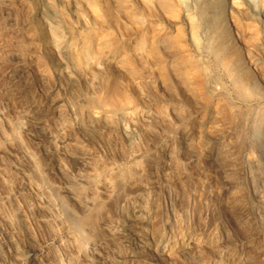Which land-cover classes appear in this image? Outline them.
<instances>
[{
	"label": "bare ground",
	"instance_id": "1",
	"mask_svg": "<svg viewBox=\"0 0 264 264\" xmlns=\"http://www.w3.org/2000/svg\"><path fill=\"white\" fill-rule=\"evenodd\" d=\"M4 1L0 0V19H6L9 15L8 7ZM98 1L101 3L102 0ZM140 1L143 3V7L139 13L137 2L135 4L132 0H117V5L121 9L119 12L126 15L132 31L129 37L131 42L127 45V53L120 57L115 56L118 50L108 47L107 53H112L113 56L104 63L108 67L116 62L119 70L122 71L121 73L124 72L126 77L129 78L127 81L130 82L129 86L137 96V102H147L148 106L147 88L152 90V85H154L149 84L148 80L153 72H158L161 76L160 85L158 86L169 98L174 99L172 112L175 114L174 121H176L174 131L178 135L176 146L168 141H161L159 136L160 141H157L161 144L159 154H151L146 149L147 146L143 150L145 151V163L148 166L151 163H155V165H172L175 164V160L178 161H176V167L171 174L160 175L164 182L163 191L174 194L170 206L172 211L169 212V217H162V201L158 196L159 193H155L156 191H153V188L148 183L146 184V180L143 178L145 182H142L138 191L136 190L135 196L127 198L123 195L120 197L123 199V204L120 205L119 215L117 214L119 217L115 218L116 220H113V222L104 223L103 221L108 219V216L103 214L102 207L99 208V203L92 199V201L89 199L88 201L82 197L85 185L83 184V178H77L75 184L65 187V190L61 188L62 191L56 187V183L55 186L51 184L49 188L58 196L64 213L63 218L70 229L76 231V236L73 234L75 236L73 239L68 240V238V242L57 241V244L65 250H68L69 247L76 249L77 254L82 255V257L87 252L93 259H96L102 256L101 251H98L95 246V242L98 241L97 234L106 231L107 235L114 240V258L111 262L108 261L109 264H158L155 260L174 264L178 257L180 260L182 259L181 256L190 257L192 250H195L196 257L191 256L192 262L190 261L189 264H217L215 255H219L217 254L218 248L222 245L220 243L218 245L216 242L217 246L212 241L213 238L209 240L207 238L209 235L206 237L207 226L202 224L203 220L200 214V206H202L200 200L208 197L209 187L205 185L206 183H202L201 178L200 182L204 185L199 184L198 181L199 177L212 172L222 182V195L219 196L218 192L215 198L218 196L226 210L229 211L232 229L251 232L248 233L249 237L243 239L239 246H226L227 243L226 247L222 251L220 250V254L224 256V264H250L251 259L247 252L253 247L252 241L256 238L262 239L260 252L261 256L264 257V86L261 76L254 71L255 74L252 70L253 66L260 63L264 64V0H238V9L235 12L240 21L251 22L257 26L255 35L259 46L253 47L252 53L246 50L243 45L245 31L242 33L236 31L229 20L230 13L228 15V11L233 9V0H139V3ZM101 5L100 7L105 10L107 5ZM103 18L105 17L103 16ZM85 46L87 47V45ZM18 55H20L19 52ZM111 77L105 81H101L103 79H93L89 83L88 88L91 92L95 91V94L92 93L95 96L93 98L97 109L87 110V108V118H84L86 120L76 121L80 131L82 130L84 134L88 135L91 128H94L96 124L107 122L109 119L108 113L116 118L113 124H116V128H119L122 132L123 141L127 144L136 145L139 141H143L144 144L148 137L155 138L154 133L149 131V127L160 128L163 133L172 128L165 109L159 108V110H156L152 108L153 106L146 107L145 104L143 110L139 112L137 109L136 111L135 102L133 104L132 100L123 93L118 80ZM154 82L156 83V80ZM160 106L162 105L160 104ZM216 106H218V110H216ZM52 107L53 111L62 117L65 112L62 100L58 99L53 102ZM141 116L147 119V123L145 121L143 125L139 126L137 120ZM39 119L30 124L27 134L38 144L39 148L47 151L46 144H52L53 137L45 123ZM222 121L224 127H222ZM125 122L130 123L134 129L128 131L122 128ZM18 129L21 130L20 126ZM26 129L23 130L27 131ZM139 130L145 131L144 136H147V139H144L145 137L141 135L142 131L139 133ZM18 132L20 133V131L16 133L18 134ZM166 133L168 134V132ZM68 143H61V152L59 153L55 150L47 152L52 155V158L54 155L69 156L68 150L71 144ZM135 155L136 152L131 151L128 157L130 159ZM78 159L81 169L90 170L89 159L82 157ZM58 164L60 165V163ZM59 165L56 164L52 170L67 176V172ZM186 165L188 167L191 165L193 172L190 173L186 170ZM92 168L95 169V167ZM129 169L131 170V168ZM117 170L112 171L115 179L114 182L112 181L114 184L107 182V179H104L105 177L94 176L95 174L91 178H87L88 184L93 187L92 189H101L104 196L111 198L117 188L123 190L129 184V181L123 176L126 172L120 173ZM102 173L105 174V172ZM133 174L142 177V175H139L141 174L140 170H135ZM39 175L35 166L32 165L30 177L33 176V178H36L35 180H38ZM143 179L141 180L143 181ZM28 185L29 192L34 196L42 193L37 181H30ZM129 186L131 185L129 184ZM218 187L219 189L222 188V186ZM212 193L210 194L212 195ZM189 194L192 196L190 204H192L194 211V214H192L195 219L194 224L191 226L187 224L186 217L184 218L187 211L185 208L189 203L187 196ZM212 200L210 201L212 202ZM215 201L213 200V202ZM174 205L179 207L180 212L177 210L178 215L174 213ZM76 207L82 212V217L77 216ZM42 208L49 212L48 215L52 213V205L49 201L43 203ZM203 212L205 213V211ZM246 216L252 220L251 227L248 226L244 218ZM101 219L103 221L100 223ZM213 220L215 221V218ZM226 225H228L227 222ZM196 228L203 231L205 236H201L202 233H200V236L195 238L196 236L194 235V237L193 234ZM220 228L221 230H219ZM220 228L218 229V232H220L219 241H225L224 243H226L230 238V230L224 225ZM177 236L178 238H176ZM54 239L58 240L59 238L55 237ZM153 244L157 250L161 251L156 250L158 252L156 258L150 256V248ZM204 250L207 252L208 261L202 262L201 256ZM49 255H53L52 249L49 247L46 250L35 249L34 247L29 264H42V259L44 257L48 258ZM88 260H86V264H91Z\"/></svg>",
	"mask_w": 264,
	"mask_h": 264
},
{
	"label": "rangeland",
	"instance_id": "2",
	"mask_svg": "<svg viewBox=\"0 0 264 264\" xmlns=\"http://www.w3.org/2000/svg\"><path fill=\"white\" fill-rule=\"evenodd\" d=\"M102 1L101 3L98 0L4 1L8 7L9 15L6 17V19H0V264H29V261L31 260V253L34 247L35 249L41 248L45 250L49 247L52 249L53 255H55H49L48 258L44 257L42 259V264H86V260L88 259L91 264H109L108 261L111 262L113 260L114 240H112V238L107 235L108 233L106 231L99 232L97 234L98 241L95 242V246L97 247L98 251H101L102 256L97 257L96 259H93L89 254H87V252H85L82 257V255L77 254V251H75L76 249L69 247L68 251L61 248L57 244V241L62 240L63 242H68V240L73 239L76 236V231L70 229L68 223L63 218L64 213L58 196L49 188L51 184L52 186L57 184L56 187L62 191V189L65 190L70 185H73V183L75 184L77 178H83V184L86 186L84 185L82 197L87 200L89 199L90 201H97V203L100 205L99 208L102 207L101 210L104 212L103 214L108 216V219L104 221L101 219L100 223L102 221L104 223H110L113 222V220L115 221L119 217L118 215L120 205L123 204V199L120 197L123 195L127 198L135 196L138 189L140 188V185L142 182H145V180L146 184L148 183V185L153 188V191H156L155 193H159L158 196L162 201V217H169V212L172 211L170 206L173 202L174 194H168L163 191L162 188L164 182L160 175L171 174L178 161L175 160V164L172 165H155V163H151V165L148 166V164L146 165L145 163V151H143L147 146L146 149H148V152L151 154H159L161 144L157 141H160V138L161 141H168L175 146L178 139V135L174 131V127L176 125V121H174L175 114L172 112L174 107V99L169 98V96L164 93L162 88L158 86L160 85L161 81V76L158 72H153V75H151V78L148 80L149 84H154L152 86L153 89H155L151 90L147 88V95H149L148 106H153L152 108H155L156 110L163 108L168 112L169 115L165 111L166 116L172 126V128L170 127L171 129L166 131L168 134L165 131L163 133V130L160 128L149 127V131L154 133L155 138L148 137L147 139V136H144L145 131L139 130V133L142 131L141 135L145 137L144 139H147L145 140L146 143L143 144V141H139L136 143V145L127 144L125 141H123L124 139L122 132H120L119 128H116V124H113L115 123L116 118H114L111 113H108L109 119L107 122H99L96 124L97 128L99 127L98 129L96 126L91 128L89 131L91 134H84L82 130L80 131L78 125H76L77 122L86 120L84 118H87V110L95 108L97 109V105L95 104L93 98L95 91H92L94 93L93 94L88 88L89 83L93 79H103L101 81H105L109 79L110 76H112L111 78H116L119 85H121V90L123 89V93L130 100H132L133 104L135 102L134 107L136 106V111L137 109L139 112L143 110L145 108V104L146 107H148L147 102H137V96L129 86L130 82L127 81L129 78L126 77L124 72L121 73L122 71L119 70L116 62H113V65L108 66L109 68L105 64L106 60L113 56L112 53H107L109 48L116 51L118 50L115 54L116 57H120L124 53H127L128 50L126 51V49L127 45L131 42L129 37L131 36L132 31L130 30L126 15H124L122 12H119L121 9L117 5V0ZM132 1L133 3L135 2V4L137 2L136 5L139 9L138 12L140 13L143 3H141V1L139 3V0ZM102 3L105 6L107 5L105 10L100 7ZM114 4L115 6H113ZM237 5L238 0H233V9L228 11V15L230 13L229 20L236 31H239L240 33L245 31L243 45L246 50L252 53L255 46H259L258 40L256 39L257 36L255 35L257 26L251 22H242L239 20L235 13L238 9ZM103 16L105 18H103ZM83 44L87 45V47H84ZM18 52L20 55H18ZM252 70L253 72L255 71L257 75L261 76L260 78L262 79V84L264 86V64L260 63L257 66H253ZM153 79L156 80V83ZM158 93L160 94L158 95ZM58 99L62 100V103L65 106V112L62 117L59 114L57 115V113L53 111L52 107L53 102ZM160 104L162 106H160ZM216 110H218V106H216ZM37 119L42 120L45 123L53 137V143L46 144L47 151L55 150L59 153L61 152V143L69 142L68 144H71L68 150L70 154L69 156L54 155L52 158V155H50L46 149L39 148V146H37L38 144H36V142L27 134L30 129V124H32ZM145 119L146 118L142 116L138 117L137 123H139V126L143 125L145 121L147 123V119ZM222 123L223 121L221 124ZM222 125V127H224V123ZM19 126L21 130L18 129ZM122 128L128 131H132L134 129L133 126L128 122H125ZM23 129H26L27 131ZM15 131H20V133L18 132L17 134ZM159 136L160 138L158 139ZM139 145L141 148H139ZM131 151H135L136 155L129 159L128 154ZM80 157L89 159L88 162H90V170L87 171L86 169H81L82 167H80V161H78V158ZM35 160L37 161L35 162ZM55 163L57 165L60 163L59 166H62L61 168L67 172V176H63L56 173L55 170H52L56 165ZM32 165L35 166L40 174L37 178L38 180H35L36 178H33V176L30 177ZM186 166V170H188L190 173L193 172L191 165H189V167L188 165ZM92 167H95V169ZM128 167L131 168V170ZM106 168L108 169L109 173L107 172ZM114 170H117L120 173L126 172V174H123V176H125V179L129 181L131 186L128 184V187L123 188V190H118L117 188L113 196L109 198L106 195L104 196V194L101 192V189H92L93 187H90L88 184L87 178H91V176L94 174L96 177H105L104 179H107V182L109 181V183L111 182L114 184L113 182L115 179L112 175V171ZM135 170H140L141 174L139 175H142V177L137 176L136 174L134 175L133 173H135ZM86 171L87 173H85ZM102 172H105V174ZM210 173L208 172L205 174V176L199 177L198 179L199 184L204 185L206 183L205 185H208L209 187L208 197L203 198L204 200H200V205L202 204V206H200V214L201 219L203 220L201 221L202 224L207 226L205 233L206 237L209 235L207 238L209 240L213 238L212 241H214L215 245H219V243L222 245V247L218 248L217 254L219 255H215V260L217 264H224V256L220 254V250L222 251L224 247L229 245L239 246L243 239L249 237L248 233L251 232H245L235 228L232 229L231 217L228 214L229 211L226 210L224 204L221 203L218 196L215 198V195H217L216 193L218 192L219 196L222 195V182L216 178L212 172ZM24 174L27 175L25 176ZM128 174H131V176ZM46 175L49 179L46 178ZM200 178L204 184L200 182ZM141 179H143V181ZM33 180L37 181L38 186L42 190L41 194L34 196L31 192H29L30 189L28 184ZM86 180L87 182H85ZM218 186H222V188L220 187L219 189ZM99 192L103 195H101ZM122 192L125 193L123 194ZM210 193H212L214 196L212 197ZM187 196L189 203L185 208L187 211L186 216L184 215V218H188H185V220L188 221L187 224L191 226L195 222L193 215L194 211L191 206L192 204H190L192 196L190 194ZM212 199L214 201L217 199V201L213 202ZM210 200H212V202ZM48 201L52 205V213L49 215V212L42 208L43 203ZM206 206H208V208H206ZM174 207V213L178 215L179 213H177V210L180 212L179 207L176 205H174ZM75 210L77 216L82 217V212H80L77 207ZM203 211H205V213ZM219 211H222L223 215L222 212L220 213ZM247 217L248 216L244 218L247 221L248 226L251 227L252 220L250 217L247 219ZM214 218L215 221L213 220ZM226 222L228 225H226ZM220 225L227 226V228L230 230V238L229 241H226V243H224L225 241H219L220 232H218V229L221 227ZM210 227L211 229H209ZM194 230L195 233L193 232V236L195 235V238H198L200 233H202L201 236H205L203 231L198 230V228ZM219 230H221V228ZM54 236L58 237L59 239L55 240ZM176 238H178V236ZM261 240V238H256L252 241L253 247L247 252V255L251 259L250 264H264V257L263 255L261 256L260 252L262 245ZM156 250L157 249L153 244L150 248L151 258H156L157 253L161 252L159 250H157V252ZM191 252L193 254L191 253L190 257L181 256V260L178 257V262H176L178 264L191 263V256L196 257L195 250H192ZM202 252L203 254L201 256V261H208V256L206 255L207 252L205 250ZM79 257L80 259L82 257V259L80 260ZM84 257L85 259L83 260ZM155 261L158 264H162L163 262L161 260ZM155 261L154 263H156ZM176 262L174 264H177ZM163 264L167 263L163 262Z\"/></svg>",
	"mask_w": 264,
	"mask_h": 264
}]
</instances>
